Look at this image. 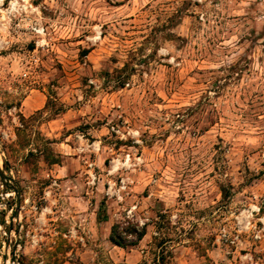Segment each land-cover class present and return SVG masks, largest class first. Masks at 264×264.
Masks as SVG:
<instances>
[{
	"label": "rangeland",
	"instance_id": "obj_1",
	"mask_svg": "<svg viewBox=\"0 0 264 264\" xmlns=\"http://www.w3.org/2000/svg\"><path fill=\"white\" fill-rule=\"evenodd\" d=\"M0 170V264H264V0L3 1Z\"/></svg>",
	"mask_w": 264,
	"mask_h": 264
},
{
	"label": "trees",
	"instance_id": "obj_2",
	"mask_svg": "<svg viewBox=\"0 0 264 264\" xmlns=\"http://www.w3.org/2000/svg\"><path fill=\"white\" fill-rule=\"evenodd\" d=\"M49 164L55 165L59 164V161L56 159H52ZM97 221L98 222H104L106 221V215H105V208L104 203H100L98 213H97ZM146 232L145 227L138 228L137 225L134 226H128V227H122V224L116 223L110 227L108 241L113 246L126 250L127 248L136 246L144 237ZM128 235H134L135 240L134 241H128L127 236Z\"/></svg>",
	"mask_w": 264,
	"mask_h": 264
},
{
	"label": "water",
	"instance_id": "obj_3",
	"mask_svg": "<svg viewBox=\"0 0 264 264\" xmlns=\"http://www.w3.org/2000/svg\"><path fill=\"white\" fill-rule=\"evenodd\" d=\"M0 181H1L2 185L5 186L6 178H5L4 174L1 172V170H0ZM16 208L17 209L19 208V198L18 197H16Z\"/></svg>",
	"mask_w": 264,
	"mask_h": 264
},
{
	"label": "built area",
	"instance_id": "obj_4",
	"mask_svg": "<svg viewBox=\"0 0 264 264\" xmlns=\"http://www.w3.org/2000/svg\"><path fill=\"white\" fill-rule=\"evenodd\" d=\"M90 178H91V183H94V181H95L94 175H92ZM124 188H125L124 181H121V187H119V190H123ZM108 189H110V188L108 187ZM127 213L130 214L131 213V210L128 211ZM138 224H139V226H142L143 225L142 223H138Z\"/></svg>",
	"mask_w": 264,
	"mask_h": 264
},
{
	"label": "bare ground",
	"instance_id": "obj_5",
	"mask_svg": "<svg viewBox=\"0 0 264 264\" xmlns=\"http://www.w3.org/2000/svg\"><path fill=\"white\" fill-rule=\"evenodd\" d=\"M3 1H5V0H0V5H1V3H2Z\"/></svg>",
	"mask_w": 264,
	"mask_h": 264
}]
</instances>
